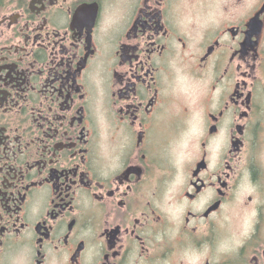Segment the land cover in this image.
Segmentation results:
<instances>
[{
	"label": "flooded vegetation",
	"instance_id": "af4514ba",
	"mask_svg": "<svg viewBox=\"0 0 264 264\" xmlns=\"http://www.w3.org/2000/svg\"><path fill=\"white\" fill-rule=\"evenodd\" d=\"M0 264H264V0H0Z\"/></svg>",
	"mask_w": 264,
	"mask_h": 264
},
{
	"label": "rangeland",
	"instance_id": "374dc122",
	"mask_svg": "<svg viewBox=\"0 0 264 264\" xmlns=\"http://www.w3.org/2000/svg\"><path fill=\"white\" fill-rule=\"evenodd\" d=\"M192 87L193 89L198 88V85L193 83ZM191 123L193 124L191 127L192 131L189 130V132L185 134L186 138L177 143L178 150L176 156L180 166L192 159L193 154L191 153V149L195 146L197 140L194 136L199 133L202 127L198 115L195 116L194 120L192 119L190 121V124Z\"/></svg>",
	"mask_w": 264,
	"mask_h": 264
}]
</instances>
